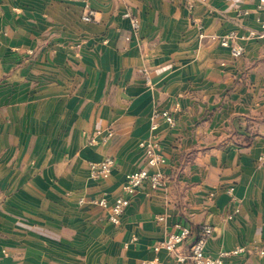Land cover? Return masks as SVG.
I'll list each match as a JSON object with an SVG mask.
<instances>
[{"label":"crops","instance_id":"1","mask_svg":"<svg viewBox=\"0 0 264 264\" xmlns=\"http://www.w3.org/2000/svg\"><path fill=\"white\" fill-rule=\"evenodd\" d=\"M258 5L0 0V264L167 261L154 248L177 225L206 224L209 255L246 248L226 264H264V38H246L261 32ZM230 33L246 38L240 58L218 41ZM154 110L176 119L158 130L166 185L144 184L113 225L90 201L112 204L147 168ZM108 157L111 176L91 179Z\"/></svg>","mask_w":264,"mask_h":264},{"label":"built area","instance_id":"2","mask_svg":"<svg viewBox=\"0 0 264 264\" xmlns=\"http://www.w3.org/2000/svg\"><path fill=\"white\" fill-rule=\"evenodd\" d=\"M90 1V0H83ZM258 2V8H264V0H251ZM124 17L130 20L133 31L139 30V20L131 13H124ZM94 13L88 12L82 16V21L93 22ZM261 32H251L246 37L248 39L264 38V19L260 20ZM245 37H239L235 33H230L218 39L221 46L228 48L235 58H240L245 53V48L240 44ZM214 39H216L214 37ZM145 75L147 73H144ZM149 84V79H146ZM167 124L170 128L176 126V119L169 111L154 110L150 115V135L139 143V147L145 154L146 169L127 175L122 186L123 195L117 198L112 204H109L106 198L94 199L90 203L97 205L107 211L106 218L113 225H119L126 208L130 205V198L144 185L156 191L166 185V177L162 172V168L166 164L160 136L158 130L160 123ZM114 133L112 130H100L89 138V145H97L98 143H107L112 139ZM260 161H264V155L260 157ZM89 174L91 179H106L113 173L116 163L113 158H106L101 162L89 163ZM152 170V171H151ZM232 194V190L229 192ZM85 199H81L80 203H85ZM162 220V219H161ZM177 232L170 233L164 240L157 244L154 252L158 255L165 252L168 256L167 261H162L159 257L151 260L143 261L142 264H226V259L237 256L246 252V248H238L232 251L221 252L214 257L207 253L206 247L209 239L212 237L214 229L211 225H203L200 227L196 236L190 228L177 225ZM260 256H264V249L254 247Z\"/></svg>","mask_w":264,"mask_h":264}]
</instances>
